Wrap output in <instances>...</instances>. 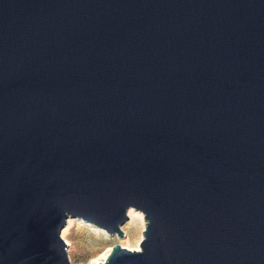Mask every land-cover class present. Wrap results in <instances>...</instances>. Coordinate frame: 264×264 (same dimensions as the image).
<instances>
[{"label": "water", "instance_id": "obj_1", "mask_svg": "<svg viewBox=\"0 0 264 264\" xmlns=\"http://www.w3.org/2000/svg\"><path fill=\"white\" fill-rule=\"evenodd\" d=\"M132 208L105 264H264V0H0V264Z\"/></svg>", "mask_w": 264, "mask_h": 264}, {"label": "rangeland", "instance_id": "obj_2", "mask_svg": "<svg viewBox=\"0 0 264 264\" xmlns=\"http://www.w3.org/2000/svg\"><path fill=\"white\" fill-rule=\"evenodd\" d=\"M71 220L73 221L71 226L68 227L67 224L64 229L68 228L66 239L71 244V247L67 250V254L71 264H88L91 259L102 255L109 247L115 245L121 246L120 244H124L126 240L134 242L140 236L138 231L129 230L131 227L128 226V222L120 228L123 237L112 241L95 231L97 227L92 223L82 219Z\"/></svg>", "mask_w": 264, "mask_h": 264}, {"label": "bare ground", "instance_id": "obj_3", "mask_svg": "<svg viewBox=\"0 0 264 264\" xmlns=\"http://www.w3.org/2000/svg\"><path fill=\"white\" fill-rule=\"evenodd\" d=\"M128 217H129L128 226L131 227V228H129V230L130 231L131 230L138 231L140 233V236L134 242H130V241L126 240L124 244L122 243L120 245L122 248H124L128 251L141 252V244H142V240H143V234H144V231L146 229V221H145L144 215L141 212L132 208L128 211ZM71 219L72 218H70V220L67 222L68 227L71 226V224L73 223V221ZM125 229H128V228H125ZM95 231H97L99 234H102L104 237H106L107 239L112 240V241L120 238L117 235L108 234L106 231H104L98 227L95 229ZM67 232H68V228L66 230H64V232L62 233V238L65 241L66 246L68 247L67 248V250H68L71 247V244L66 239ZM112 250H113V246L109 247L102 255L91 259V261L88 264H100V263L105 264L106 261L108 260L109 256L111 255Z\"/></svg>", "mask_w": 264, "mask_h": 264}]
</instances>
